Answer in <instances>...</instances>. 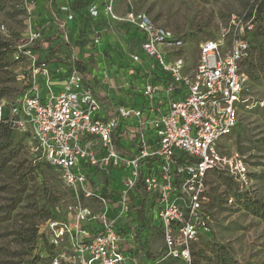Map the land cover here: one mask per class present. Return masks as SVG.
<instances>
[{
  "label": "built area",
  "instance_id": "built-area-1",
  "mask_svg": "<svg viewBox=\"0 0 264 264\" xmlns=\"http://www.w3.org/2000/svg\"><path fill=\"white\" fill-rule=\"evenodd\" d=\"M116 1L107 0L106 15L140 34L141 46L132 62L146 58L158 68L156 78L141 88L144 106L121 107L115 116L102 119L94 89L85 83L87 75L74 65L61 82L60 69L34 59L26 91L9 110L8 121L30 132L40 160L95 203L90 208L76 205L66 219L46 225L49 264H171L168 259L193 264V246L210 231L204 207L209 175L229 176L242 192L251 189L245 159L219 149L248 106L250 80L243 63L251 42L238 35L229 42L202 41L193 68L187 63L184 38L131 4L125 14H117ZM91 13L98 18L99 6L93 4ZM76 19L69 14L62 26ZM247 27L252 29L250 23ZM63 38L69 42L67 34ZM38 39L34 34L32 40ZM129 120L134 128L126 126ZM123 124L130 135V154L118 141ZM138 194L145 196L148 221L162 234L165 248L144 263L140 254H130L141 246L135 231L138 219L130 223L139 210ZM127 226L128 233L121 234Z\"/></svg>",
  "mask_w": 264,
  "mask_h": 264
},
{
  "label": "rangeland",
  "instance_id": "rangeland-1",
  "mask_svg": "<svg viewBox=\"0 0 264 264\" xmlns=\"http://www.w3.org/2000/svg\"><path fill=\"white\" fill-rule=\"evenodd\" d=\"M94 1L98 0H0V264H49L46 225L66 219L76 205L90 208L95 204L67 186L60 173L40 160L28 130L3 121L26 91L25 81L34 59L50 64L54 59L46 57L58 48L55 61L71 60L64 56L68 45L64 35H55L57 23H63L69 14L82 19L80 25H68L71 30L76 28L77 36H68L77 58L87 57L91 44L97 46L92 34L100 33L107 24L102 25L92 16ZM126 1L135 11L145 12L157 24L184 38L187 63L193 68L198 62V46L205 40L225 38L229 42L235 35L244 36L253 48L247 61L264 49V17L256 13V0L118 3ZM99 9L105 13L104 5ZM248 23L252 29H248ZM34 34H39L40 39L33 41ZM85 63L77 61L75 66L90 76L91 68ZM250 76L248 106L219 149L224 155L237 153L245 159L251 189L245 193L229 176L209 175L204 207L210 231L193 246V264H264V76L258 80ZM230 198L234 199L232 204ZM137 229L140 226L135 228L136 233ZM138 234L146 251L161 255L165 252L162 234L156 227H143ZM140 259L144 263L147 258L140 253ZM167 262L182 264L171 259Z\"/></svg>",
  "mask_w": 264,
  "mask_h": 264
},
{
  "label": "crops",
  "instance_id": "crops-1",
  "mask_svg": "<svg viewBox=\"0 0 264 264\" xmlns=\"http://www.w3.org/2000/svg\"><path fill=\"white\" fill-rule=\"evenodd\" d=\"M89 2L90 0H85ZM107 0L94 1L93 4L99 7L106 6ZM129 9V4H119L116 1V13L123 15ZM76 24L80 25L82 19ZM102 25L107 24V28L100 33L92 34L93 38L99 39L97 46L91 44V48L87 51V57L79 59L76 56L74 47L71 48V60L65 63L54 61L50 63L52 69H60L61 82L67 73L68 67H73L76 62H86L85 65L91 68V74L85 81L94 89L95 95L101 105L98 116L102 119H110L117 114V110L121 107H143L146 102L141 95V88L152 79L156 78L158 68L153 65L154 62L146 58H142L140 64H135L131 60L133 54L138 53L141 46L140 34L132 28L117 24L111 18L101 11L100 16L96 19ZM75 29L76 28H72ZM71 28H65L63 35H70L71 38L77 36V32ZM62 36V35H61ZM93 38L90 39L92 40ZM67 52V49H66ZM65 52V53H66ZM95 55L94 57L89 56ZM66 58V55H64ZM86 59V60H85ZM91 62V63H90ZM126 126L134 128V122L129 120ZM118 141L123 145L124 153H131L129 133L123 124L120 131Z\"/></svg>",
  "mask_w": 264,
  "mask_h": 264
},
{
  "label": "trees",
  "instance_id": "trees-1",
  "mask_svg": "<svg viewBox=\"0 0 264 264\" xmlns=\"http://www.w3.org/2000/svg\"><path fill=\"white\" fill-rule=\"evenodd\" d=\"M256 7H257L256 13H257L258 17H262V16L264 17V0H256ZM263 21H264V18H263ZM64 30H65V28L62 26V22L60 21V23H57V32L55 35H58V36L62 35L63 36ZM261 35H263V37H264V30H263V33ZM71 39H73V38H71ZM67 43H68V45L66 46L67 52L65 54L66 60L71 58V48L73 47L70 41ZM87 44H89V43H87ZM57 49L58 48H54L51 52H49L46 59L48 58L49 61L54 59V61H55L54 53L56 52ZM252 49H251V51H252ZM250 54H249V56H250ZM247 59L243 63V68H245V67L247 68L246 71L244 69L245 73L247 75L250 74L251 76L250 75L249 76L254 77L255 80H258V79H260V77L264 76V49L263 50L261 49L259 54L255 55V56H251L250 60L247 61ZM248 71H249V73H248ZM2 116H3V114H2ZM6 120H8V116L4 117V119H3V121H6ZM139 190H140V188L137 189V191H139ZM138 197H139L138 198L139 210L137 211L136 216L131 215L130 223L135 222L138 219L139 224L136 226L137 227L140 226V229H137L136 234H137V237L139 238L138 232L140 230H142L143 227L145 228V227L151 226V224L148 221L145 196L143 194H138ZM128 230H129V228L127 226L126 228L121 230V234H127ZM48 247H49V245H48ZM133 253H135L136 255L143 253L148 259H156L159 256H161V254L149 253L148 251H146L145 247L142 245L135 252H130V254H133Z\"/></svg>",
  "mask_w": 264,
  "mask_h": 264
}]
</instances>
